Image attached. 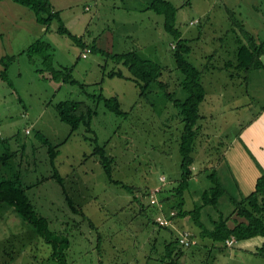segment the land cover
<instances>
[{
	"label": "rangeland",
	"instance_id": "1",
	"mask_svg": "<svg viewBox=\"0 0 264 264\" xmlns=\"http://www.w3.org/2000/svg\"><path fill=\"white\" fill-rule=\"evenodd\" d=\"M169 1L177 9L174 26L183 38L191 39L188 60L202 71L206 91L199 106L202 118L195 142L197 174L185 191L184 209L188 210L210 186L207 174L212 169L222 176L229 196L248 193L239 192L234 185L236 176L227 172L224 153L238 135L250 141L256 131L264 138V119L257 121L264 110V53L259 57L263 68L246 72L236 66L238 42L245 43L246 38L240 28L232 29V18L264 42V0ZM50 2L60 10L70 32L94 48L83 58V48L57 33V21L46 31L22 5L9 20L4 18L7 12L0 10V73L7 69L6 78L0 79V155H8L5 166L0 162V171L29 185L26 194L35 214L48 220L45 236L38 235L8 204H1L0 264H60L62 254L67 264H264L263 236L232 247L196 237L195 246L181 248L182 254L175 258H165L164 240L172 238L171 234L148 220L159 212L158 206L149 203L159 176L167 180L157 194L164 209L161 199H174L180 172L182 116L165 91L180 99L186 95L178 87L182 76L172 56L174 37L165 31L163 17L145 8L147 0ZM40 39L53 49L28 51ZM132 50L165 67L160 79L169 82L166 90L154 82L139 97L132 81L107 76L117 69L129 75L110 56ZM67 70L83 86L65 81ZM100 93L117 96L126 114L109 111L97 101ZM67 100L95 110L92 132L81 124L71 133L59 119L55 105ZM38 133L55 147L53 163ZM94 137L112 157V179L131 186L132 192L110 182L99 156L93 154ZM55 174L62 184L52 177ZM228 195L218 205L224 215L232 210ZM205 209L201 220L210 226L206 212L215 217L218 212ZM181 221L170 227L174 236L181 229L198 233L190 219ZM63 238L68 239L69 247L60 249L56 244Z\"/></svg>",
	"mask_w": 264,
	"mask_h": 264
},
{
	"label": "trees",
	"instance_id": "2",
	"mask_svg": "<svg viewBox=\"0 0 264 264\" xmlns=\"http://www.w3.org/2000/svg\"><path fill=\"white\" fill-rule=\"evenodd\" d=\"M13 1L31 10L34 13L36 22L41 24L46 31H48L53 21H57V33L69 36L83 49L87 46H90L91 50L94 48V46L87 45L83 38L73 35L70 32L60 16V10L54 9L50 0ZM145 8L152 10L157 15H161L163 17V27L165 31L174 37L172 56L176 68L182 76L178 82V87L186 95L183 99L175 98L173 92L167 91L166 88L169 82L160 79L163 76L165 67L142 56L137 50L110 56L114 61L121 63L128 70L129 75H125L122 70L117 69L110 71L107 76L132 81L138 89L139 97H143L149 91V87L156 82L161 88L166 90L165 95L167 99L174 107L179 109L180 115L182 116L183 127L178 144L179 154L181 156L179 177L176 186L173 188L174 195L172 197L174 199L168 200V197H163L161 199L166 205L164 209L162 208V212L166 215L170 211L176 212L173 217V222L176 221L177 218L190 219L192 224L199 230L195 237L200 238V241L208 239L212 242L224 243L225 240L230 237H234L237 242L257 236L264 237V173L256 179L254 189L250 193L241 195L237 198L227 194V190L223 186L217 170L212 169L211 172L207 174L210 186L202 191L200 201L195 203L192 209H184L185 191L189 188V180L197 174L194 172L195 142L198 136V121L202 118V115L199 113V106L205 99V89L201 81L202 71L188 60V55L192 50L190 45L191 39L183 38L178 28L174 26L177 12L176 7L169 0H147ZM232 20V29H235L234 27L240 28L246 38L245 43L238 42L239 46H237L235 54L236 66L246 72L263 68V64L259 57L264 53V42L257 41L254 36L245 31L242 22L236 21L234 18H232ZM45 48L52 50L53 46L49 42L40 39L32 44L28 51L42 52ZM228 65L230 66L231 64H227V66ZM6 72L7 69L4 67V70L0 73V79L6 78ZM64 80L72 84L83 86V84L72 78L69 70H67ZM94 96L95 95H93V97ZM96 99L98 102L102 101L104 106L116 115L124 116L126 114V112L121 109L117 96L105 97L100 93L96 95ZM55 109L59 119L70 127L71 133L77 130L81 124L86 127V131L92 132L90 124L95 110L90 106L79 101L67 100L57 103ZM25 132L28 133L29 130ZM38 137L47 145L50 161L53 163L57 155L55 147L50 145L47 139L40 133H38ZM91 140L95 142L93 154L99 156L100 162L110 182L122 185L128 191L132 192L131 186L124 185L120 181L112 179L110 166L112 157L105 153L103 146L97 144L96 137ZM7 157V154L0 155V162L3 165L6 164ZM52 177H54L59 184H62V178L59 175L55 174ZM166 183L167 180L164 184H160L161 188L164 187ZM29 188V185L23 186L21 184L18 176L8 177V175L0 171V205L8 204L10 208H12V212L16 213L21 219L27 221L36 228L38 235L45 236V233L48 231V220L35 214L33 205L26 194ZM63 192H65V190H63ZM162 193L163 192H161V194ZM224 195H228V200L232 206V210L228 215H224L218 210L219 201ZM66 199L69 200L68 197ZM151 206L157 208L155 205ZM205 208H212L214 211L218 212L215 219L211 217V214L209 215V213L206 212L208 214L207 217L210 218L209 223L211 222V226L205 225L201 220L202 210L204 209L205 212ZM143 210L144 207L141 206V211ZM148 220L156 224L153 218H149ZM175 223L176 222H174V225H176ZM158 227L167 229L171 234L170 237H172L166 241L164 240V257L171 259L182 254V247L179 246L177 236L172 234L173 232L170 230V227ZM56 246H60V249L68 248V239H61ZM260 251L264 254V245L260 247ZM52 255L54 258H59L57 251H53ZM60 258V264H67L64 254H62Z\"/></svg>",
	"mask_w": 264,
	"mask_h": 264
},
{
	"label": "crops",
	"instance_id": "3",
	"mask_svg": "<svg viewBox=\"0 0 264 264\" xmlns=\"http://www.w3.org/2000/svg\"><path fill=\"white\" fill-rule=\"evenodd\" d=\"M19 5L20 4L14 2L13 0H0V10L2 12H7L6 17L4 18L7 20H9V17L11 16L13 18V10H20ZM54 9L56 8L54 7ZM87 47L91 48L90 46ZM263 119L264 110L259 115L257 121L260 120L259 123H261ZM238 136L237 138L234 137L235 139L232 140L229 147L226 149L224 153V160L227 172L231 174L232 178L236 176L234 185L237 187L239 192L243 189L245 190L243 194H246L247 192L250 193L254 189L256 179L262 173H264V138L260 133L256 131H254L252 135L249 136L250 141L244 140L241 135L240 137ZM220 179H222V176H220ZM211 217L215 219L217 216ZM177 220L179 222H177ZM177 220L175 221L176 225L183 222V220L181 221V219L179 218H177ZM209 224L211 226V222ZM237 243L241 244L244 242L240 241ZM263 245L264 243L260 247H262Z\"/></svg>",
	"mask_w": 264,
	"mask_h": 264
},
{
	"label": "built area",
	"instance_id": "4",
	"mask_svg": "<svg viewBox=\"0 0 264 264\" xmlns=\"http://www.w3.org/2000/svg\"><path fill=\"white\" fill-rule=\"evenodd\" d=\"M85 9L87 10L88 7H85ZM194 23H197V21H191L190 22V24H194ZM90 52H91V49L89 47H86L84 49V52H82L81 55L83 58H86L87 54ZM159 182H160V184H164L166 182V177L163 175L159 176ZM160 191H161V186L157 185L155 188H153L150 191V194H149V203L151 205L158 206V208H159V212L154 217V221H155L156 225H158V226L172 227L174 225L173 217L175 216L176 212L170 211L167 215L162 212V210H161L162 206H161V204H159V202L157 200V194ZM177 241H178L179 246L184 248V249L190 248V247L195 246L197 244V239H196L195 235L193 234V232H191L190 230H187V229H181L178 232ZM236 242L237 241L235 240L234 237H230L229 239L225 240L224 244L226 247H232L233 244Z\"/></svg>",
	"mask_w": 264,
	"mask_h": 264
}]
</instances>
